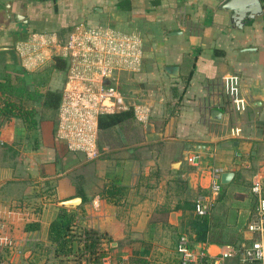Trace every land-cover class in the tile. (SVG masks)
<instances>
[{"label":"crops","instance_id":"obj_1","mask_svg":"<svg viewBox=\"0 0 264 264\" xmlns=\"http://www.w3.org/2000/svg\"><path fill=\"white\" fill-rule=\"evenodd\" d=\"M8 1L5 25L0 14V80L25 86L29 93L18 97L34 106L36 123L0 116V230L13 244L2 245L11 258L0 264H49L51 255L38 261L35 247L48 244L58 201L73 196L80 201L68 208L79 227L109 236L98 264H177L176 237L186 232L195 197L209 192L211 167L232 175L205 214V238H189L206 248L210 264H240L237 254L219 252L252 237V175L264 185V0L253 17L245 16L247 5L235 12L224 0ZM76 27H110L139 50L136 68L117 75H125L128 106L118 122L99 128L93 159L54 138L56 110L46 113L32 90L48 70L44 86L61 91L51 52L27 65L16 48L31 32ZM228 74L237 77V100L222 81ZM111 183L120 189L103 195Z\"/></svg>","mask_w":264,"mask_h":264},{"label":"built area","instance_id":"obj_2","mask_svg":"<svg viewBox=\"0 0 264 264\" xmlns=\"http://www.w3.org/2000/svg\"><path fill=\"white\" fill-rule=\"evenodd\" d=\"M264 19V10H263ZM16 48L25 64L39 65L50 55L66 59V73L56 109L54 138L71 152H79L86 159L99 154L97 144L98 115L103 112L127 108L125 95L119 89L117 75L124 69H135L139 50L128 35L110 27L73 28L64 35L54 32H31ZM224 86L233 100L238 99L236 75L222 76ZM187 160L193 162V157ZM209 192L198 194L193 202V212L207 214L212 200L220 191V171L209 169ZM249 189L255 198V211L247 221L246 229L252 233L249 241L239 249L229 245L219 252V257L238 255L240 264L256 260L264 264V195L262 181L253 174ZM174 250L177 264H210L211 258L202 245H195L186 232H180Z\"/></svg>","mask_w":264,"mask_h":264},{"label":"trees","instance_id":"obj_3","mask_svg":"<svg viewBox=\"0 0 264 264\" xmlns=\"http://www.w3.org/2000/svg\"><path fill=\"white\" fill-rule=\"evenodd\" d=\"M50 68L62 75L63 82L66 73V59L53 55ZM47 71H42L43 73L39 74L38 83L32 86V90L37 95L38 104L42 108L54 112L59 104L60 90L44 86V77L47 76ZM0 91L2 95L0 98V116L19 117L34 126L36 123L33 117L36 111L34 106L26 105L19 98L29 93L25 86L22 84L13 85L10 80L3 79L0 80ZM123 114L121 110L99 114L98 127L104 128L118 122ZM118 189H120L119 186H114V183H111V185L103 187L101 192L105 196L112 197L117 193ZM262 194L264 195V185H262ZM73 226L79 225L71 211H69L68 206L59 205L57 214L50 220L46 230L48 242L46 247L52 249L51 256L74 254L75 258L79 257L81 264H98L99 259L105 254L101 241L104 238L108 240L109 236L91 228H81V232H77V235H74L71 233L74 230L71 228ZM207 226L206 215L194 213L186 227V233L188 236L192 235L194 239L202 240L205 238ZM34 227V223H29L26 226V228ZM73 241L76 242L74 245ZM139 261L141 262L142 259H139ZM249 262L251 264L259 263L256 260Z\"/></svg>","mask_w":264,"mask_h":264},{"label":"water","instance_id":"obj_4","mask_svg":"<svg viewBox=\"0 0 264 264\" xmlns=\"http://www.w3.org/2000/svg\"><path fill=\"white\" fill-rule=\"evenodd\" d=\"M244 4L247 5L246 11H248L245 16L246 17H253V15L258 14L261 11V5L259 0H224L223 6H228L235 12H239L240 6ZM11 9V3L8 0H0V14L2 16V25H5L7 20H9V17ZM241 10V9H240ZM13 17L18 18L21 17L20 13H14ZM25 21V20H24ZM175 68L173 69V72H175ZM216 111V109H212L213 113ZM232 175L231 171L224 170L221 171L219 174V181L221 183H226L229 181L230 177ZM80 201V198L78 196H73L67 199L59 200L58 204L63 206H75Z\"/></svg>","mask_w":264,"mask_h":264},{"label":"rangeland","instance_id":"obj_5","mask_svg":"<svg viewBox=\"0 0 264 264\" xmlns=\"http://www.w3.org/2000/svg\"><path fill=\"white\" fill-rule=\"evenodd\" d=\"M56 34V32H54ZM59 35V34H57ZM124 77L125 75H120L118 78H119V89L120 91H122L124 89H127V84L124 80ZM46 113H52L51 110H48ZM53 116H55L53 114ZM102 136H105V134H102ZM108 138V137H107ZM106 140V138H105ZM104 141V140H103ZM3 220V219H1ZM0 220V229L3 225V222ZM72 229H74L71 233L74 234V235H77V232H81V227L79 226H73L71 227ZM11 235L7 234L6 235L4 234L3 231L0 230V261H4L6 259V263H8V259L11 258L10 257V252H6L4 251V249H2V245H13L11 244L12 243V240H11ZM73 245L76 243L75 241L72 242ZM39 246V245H38ZM35 247V254L36 255H39V258L38 261H40L42 258H45V259H48L50 262H48L49 264H81L79 262V257L78 258H75L74 254H69L68 256L66 255H57V256H50L52 254V249L51 248H47L46 246L47 245H44L43 243L39 246V247ZM8 249V248H7ZM13 253V252H12ZM34 254V255H35ZM50 256V257H48ZM34 258V256H32ZM48 257V258H47ZM82 262V260H81ZM3 263V262H2Z\"/></svg>","mask_w":264,"mask_h":264}]
</instances>
